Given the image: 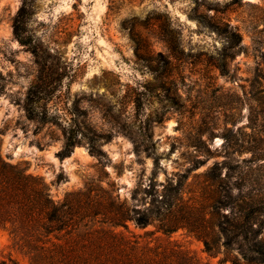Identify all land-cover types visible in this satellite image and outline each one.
<instances>
[{"label":"rangeland","instance_id":"1","mask_svg":"<svg viewBox=\"0 0 264 264\" xmlns=\"http://www.w3.org/2000/svg\"><path fill=\"white\" fill-rule=\"evenodd\" d=\"M21 9L25 45L14 34ZM263 112L264 0H0V157L54 200L97 183L147 212L153 194L181 182L182 203L211 219L224 186L234 199L264 195V144L247 125L250 113L264 125ZM67 133L78 143L61 158ZM115 232L232 264L222 238L212 254L155 221ZM1 262L30 264L0 227Z\"/></svg>","mask_w":264,"mask_h":264},{"label":"trees","instance_id":"2","mask_svg":"<svg viewBox=\"0 0 264 264\" xmlns=\"http://www.w3.org/2000/svg\"><path fill=\"white\" fill-rule=\"evenodd\" d=\"M23 12L24 9L19 11L14 22V34L25 45L15 24ZM26 112L29 117L33 115L28 107ZM258 121L259 116L250 113L247 125L258 134L256 145L262 151L264 125L260 126ZM77 143V135L65 134L58 155L68 156ZM92 151L99 159L104 156L101 149L92 146ZM154 163L157 166L158 160L154 159ZM181 187L179 182L164 188L166 191L160 196L153 194L152 207L147 212L131 210L97 183L54 200L40 177L0 157V227L8 230L30 264H197L187 252L171 244L151 248L124 240L115 229L126 228L130 220L139 227L155 221L164 235L186 229L200 238L212 254L219 253L218 238H222L225 261L264 264V195L239 193L234 199L231 190L224 186L221 196L210 206L212 218L205 219L178 198ZM226 207L230 209L228 214L222 213ZM206 224L215 227L216 233L207 232Z\"/></svg>","mask_w":264,"mask_h":264}]
</instances>
